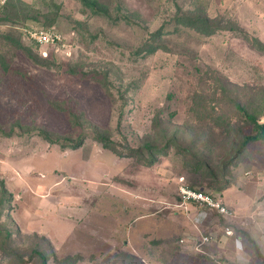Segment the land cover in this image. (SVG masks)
<instances>
[{
	"label": "rangeland",
	"instance_id": "rangeland-1",
	"mask_svg": "<svg viewBox=\"0 0 264 264\" xmlns=\"http://www.w3.org/2000/svg\"><path fill=\"white\" fill-rule=\"evenodd\" d=\"M89 1L108 14L83 0H0V181L12 194L3 219L15 231L14 249L25 264H39L34 247L50 253L47 264H264V144H250L228 165L231 186L219 193L209 186L214 178L192 170L189 153L173 148L146 166L92 136L96 127L134 147L160 145L165 129L196 136L192 100L195 92L218 93L214 76L241 90L264 87V52L244 36L264 43V0ZM187 12L206 13L222 30L182 29L164 35L169 49L141 50ZM52 25L60 43L31 40V31ZM71 112L83 115L79 125ZM40 128L86 137L72 148L45 140ZM225 143L212 154L218 171ZM190 184L231 213L182 206L180 187ZM201 233L219 238L202 247L209 256L181 242Z\"/></svg>",
	"mask_w": 264,
	"mask_h": 264
},
{
	"label": "trees",
	"instance_id": "trees-1",
	"mask_svg": "<svg viewBox=\"0 0 264 264\" xmlns=\"http://www.w3.org/2000/svg\"><path fill=\"white\" fill-rule=\"evenodd\" d=\"M83 2L92 8L95 13L108 14V10L103 6H99L95 1L83 0ZM174 29L167 30L166 26H162L157 31L152 33V36L144 44L141 50L148 53H154L158 49H169L164 35L179 32L182 29H188L202 36H212L218 31L222 30L219 20L214 19L204 12H187L179 13L173 20ZM228 29H234L229 27ZM244 36L249 42L259 51L264 52V43L255 36H250L244 33ZM32 40V39H31ZM36 43L34 40H32ZM37 44V43H36ZM199 75L202 72L197 69ZM214 76V75H213ZM217 85L221 87L220 90L213 91V96L209 97L208 93H197L192 100L191 112H196L198 116V125H201L200 134L192 135L189 133L184 138L179 132L182 129L177 128L176 131L165 129L163 142L158 145L152 140H146L141 147H134L130 144H122L115 141L105 130H100L94 127L92 136L95 140L102 143L104 148H107L120 157L135 156L138 162L151 166L159 160L160 156H168L173 148L178 152L191 154V161L189 164L194 172H201L209 174L214 180L209 183L213 191L221 193L228 189L231 184L227 179L228 165H237V161L250 150V144L260 142L264 144V87L253 91L251 86L238 88L233 82H227L225 79H219L214 76ZM250 90L254 93L246 97V91ZM199 92V91H198ZM209 97V98H208ZM171 115H174L172 113ZM216 115V116H215ZM83 115L70 113L71 122L79 125L80 119ZM240 122L241 127L238 128L236 123ZM158 122V121H157ZM204 129V131H202ZM246 129H250L247 131ZM202 131V132H201ZM187 132V130H183ZM37 134L42 136L45 140L61 143L63 146H70L75 148L84 142L85 133L83 132L76 139L63 138L57 136L45 129H38ZM91 133H88V136ZM235 135V136H234ZM220 141H225L224 151L219 165L221 171L213 167L212 162L215 161L214 148L220 144ZM202 150V151H201ZM201 151V152H200ZM190 188L199 190L195 185H189ZM210 192V191H207ZM211 193V192H210ZM212 194H214L212 192ZM11 193L8 191L5 182L0 181V264H25V259L20 257L14 249L15 231L4 223L3 217H10L11 215ZM35 236H39L35 234ZM248 239L251 240L250 235ZM43 238V237H41ZM45 239V238H44ZM164 239H155L154 244L164 243ZM255 248L258 251L257 246ZM50 253L45 249L34 247L31 257L36 255L39 264H47L50 259ZM70 263V262H68Z\"/></svg>",
	"mask_w": 264,
	"mask_h": 264
},
{
	"label": "built area",
	"instance_id": "built-area-1",
	"mask_svg": "<svg viewBox=\"0 0 264 264\" xmlns=\"http://www.w3.org/2000/svg\"><path fill=\"white\" fill-rule=\"evenodd\" d=\"M30 38L38 45L45 46L60 43L63 35L58 31L55 26L46 28L35 29L30 32ZM179 196L181 198V205L188 208V204H195L203 209L216 211L221 215L230 214L231 211L228 207L218 199L214 194L192 189L189 186L183 185L180 187ZM226 235L231 234V229H226ZM219 238L214 233H201L199 237L187 236L181 239V242L186 243L192 250L203 251V246L217 242Z\"/></svg>",
	"mask_w": 264,
	"mask_h": 264
},
{
	"label": "crops",
	"instance_id": "crops-1",
	"mask_svg": "<svg viewBox=\"0 0 264 264\" xmlns=\"http://www.w3.org/2000/svg\"><path fill=\"white\" fill-rule=\"evenodd\" d=\"M189 246V245H188ZM190 248V247H189ZM191 249V248H190ZM237 249V248H236ZM192 250V249H191ZM204 254H207L204 250L202 251ZM200 252V253H202ZM209 256V254H207Z\"/></svg>",
	"mask_w": 264,
	"mask_h": 264
}]
</instances>
